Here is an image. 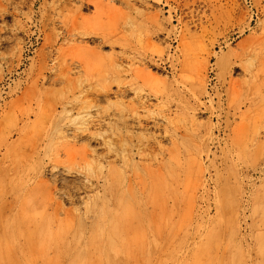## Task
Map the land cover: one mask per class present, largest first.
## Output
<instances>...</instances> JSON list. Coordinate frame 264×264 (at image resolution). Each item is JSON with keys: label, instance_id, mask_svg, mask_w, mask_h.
Instances as JSON below:
<instances>
[{"label": "rangeland", "instance_id": "1", "mask_svg": "<svg viewBox=\"0 0 264 264\" xmlns=\"http://www.w3.org/2000/svg\"><path fill=\"white\" fill-rule=\"evenodd\" d=\"M125 194L117 264L264 263V0H0V221L62 246L25 264L103 263L58 249Z\"/></svg>", "mask_w": 264, "mask_h": 264}, {"label": "bare ground", "instance_id": "2", "mask_svg": "<svg viewBox=\"0 0 264 264\" xmlns=\"http://www.w3.org/2000/svg\"><path fill=\"white\" fill-rule=\"evenodd\" d=\"M84 40V39H83ZM86 51V50H85ZM86 53V52H85ZM84 53V54H85ZM88 53H90V52H88ZM92 55V54H91ZM90 55V56H91ZM81 57H82V55H80ZM83 58H84V56H83ZM85 59V58H84ZM86 59H87V57H86ZM92 59H94V57L92 58ZM91 59V60H92ZM81 60V59H80ZM90 60V61H91ZM85 62H87V61H85ZM81 63H83V62H81ZM94 122V121H93ZM99 123V122H98ZM145 180V179H144ZM144 183H145V185H146V182L145 181H143ZM151 184V183H150ZM152 186V185H151ZM78 187V186H77ZM153 187V186H152ZM157 187V186H156ZM158 187H160V186H158ZM157 187V188H158ZM115 188V187H114ZM145 188V187H144ZM150 188V187H149ZM155 188V187H154ZM160 188H162V187H160ZM139 189V188H138ZM156 189V188H155ZM154 189V190H155ZM159 189V188H158ZM80 189H78V191H79ZM143 190V189H142ZM145 190V189H144ZM144 190H143V192H144ZM160 190V192H161V189H159ZM159 190H157L158 192H159ZM76 191V190H75ZM129 191V190H128ZM138 191V190H137ZM136 191V192H137ZM141 191V190H140ZM73 192H74V190H73ZM155 192V191H154ZM158 192H155L156 194H154V195H156V198H157V194H158ZM159 192V193H160ZM113 193H115V192H113ZM123 193V192H122ZM125 193V192H124ZM129 193V192H128ZM131 193V192H130ZM133 193V192H132ZM135 193V192H134ZM138 193V192H137ZM141 193V192H140ZM152 193V192H151ZM164 193V192H163ZM31 194V193H30ZM67 193H65V195H66ZM112 194V193H111ZM118 194V193H117ZM120 194H121V192H120ZM136 194V193H135ZM149 194V193H148ZM139 195V194H138ZM153 195V196H154ZM161 195V194H160ZM163 195V194H162ZM68 196V195H67ZM75 196H76V194H75ZM152 196V197H153ZM159 196V195H158ZM99 197V196H98ZM105 197H106V195H105ZM118 198H117V202H119V207H120V209H122L120 212L121 213H123L124 215L123 216H125V217H117V214H115V212H113V210L112 211H110L109 209H106L103 205L100 207V208H98L97 210H96V220L98 219V222L96 221V222H94V223H92V224H89V226H90V228H91V230H92V233H93V237L92 238H88V237H83V238H81V243L82 244H80V240H78V239H76V238H74L73 237V235H72V239L71 240H69L68 242H64V243H62V244H64L65 245V247L64 248H62V249H60L62 246H60L58 243L59 242H57L58 240L56 239V238H58L57 237V233L55 232V230H54V228H53V226L51 225L52 224V222H53V218H52V216H45L43 219H40L42 216V214H40L39 213V215H40V217H36V211H31V212H29L30 213V223L33 225V227H34V229L33 230H31L30 232H26V231H24L25 230V228H24V225H23V223L20 221V220H18V217H3L2 218V222L0 223V264H25V257L27 256V255H29V254H27V252L29 251L28 249H29V247H28V249H27V245L25 244V243H27V244H30V243H28L30 240H31V242L33 243V242H36V244H38L41 248H44V249H47L48 247H50V246H55V244H58L59 246H60V248L58 249V252L59 253H62V254H65V253H68V257H70L71 256V254L73 253V251H75L76 252V254H78V255H80V252H82V253H84L85 252V248H89V246H92V245H95V246H92V247H95L96 249H99V251L101 250V252L103 251V250H110V255H107V257H105L104 255L102 256V257H105V259L104 260H101L103 263H101V264H117L115 261H113V259L111 260V257H114V259H115V257H116V259H118V258H120V257H122V255H121V250H123L124 248H128V243L129 242H127V241H125L126 239H127V234H125L126 236H124V237H126V239L124 240L121 236L123 235H121L120 236V232H123L124 231V229H126V228H128V225H130L131 227V229H132V225L131 224H129L130 222H129V220L128 219H126V217H128L129 215L132 217V212H130V205H129V203H131L130 201H128V198L126 197V194L125 195H119V196H117ZM137 197V196H136ZM162 196H160V198H161ZM163 197H164V195H163ZM27 198V197H26ZM25 198V199H26ZM70 198V197H69ZM139 198V197H138ZM138 198H137V200H138ZM143 198V197H142ZM101 199V198H100ZM105 200H106V198H104ZM155 199V198H154ZM130 200V199H129ZM144 200V199H143ZM150 200V199H149ZM160 199H157V202L159 201ZM113 201V200H112ZM112 201H110V202H112ZM139 202V201H138ZM154 202V201H153ZM30 205H33L35 208H37V206L35 205V201L33 200V202H28ZM87 203H89V201L87 202ZM86 203V204H87ZM116 203V202H115ZM134 203H136V202H134ZM142 203V202H141ZM162 203H164V202H162ZM91 204V203H90ZM103 204H105V203H103ZM95 205V204H94ZM114 205V204H113ZM135 205V204H134ZM160 205H161V202H160ZM166 205V204H165ZM132 206V205H131ZM146 206H147V204H146ZM26 207V206H25ZM39 207V206H38ZM40 207H41V204H40ZM114 207V206H113ZM136 207V206H135ZM149 207V206H148ZM161 207V206H160ZM163 207H165V206H163ZM162 207V208H163ZM33 208V207H32ZM116 208V207H115ZM139 208V207H138ZM166 208V207H165ZM25 209V208H24ZM91 209V208H90ZM111 209V208H110ZM137 209V208H136ZM140 209H141V206H140ZM35 210V209H34ZM37 210V209H36ZM40 211H41V209H39ZM143 210V209H142ZM142 210H139V212L140 211H142ZM164 210V209H163ZM7 211V210H6ZM25 211V210H24ZM145 211H146V209H145ZM165 211V210H164ZM27 212H28V210H27ZM119 211H118V213H120ZM4 213V212H3ZM6 213H8V212H6ZM50 213V212H49ZM131 213V214H130ZM136 213V212H135ZM147 213V212H146ZM13 214H14V212H13ZM27 214V213H26ZM48 214V213H47ZM92 214V213H91ZM137 215H138V213H136ZM140 214V213H139ZM143 214V213H142ZM6 215V214H5ZM4 215V216H5ZM121 215V214H120ZM119 215V216H120ZM16 216H17V214H16ZM53 216H55L54 214H53ZM139 216V215H138ZM142 216V219L144 218L143 216L144 215H141ZM28 217V216H27ZM57 217V216H56ZM81 217H83V216H81ZM80 217V218H81ZM78 218V217H77ZM92 218V217H91ZM135 218V217H134ZM140 218V217H139ZM94 219V218H93ZM74 220V219H73ZM84 220V219H83ZM138 220V219H137ZM139 220H141V219H139ZM59 221V220H58ZM68 221V220H67ZM136 221V220H135ZM148 221H149V219H148ZM63 222V221H62ZM62 222L60 223V224H62ZM71 222H73V221H71ZM79 222V225H81L82 226V221L81 220H79V221H77V223ZM91 222V221H90ZM144 222H146V221H144ZM81 223V224H80ZM133 223H134V221H133ZM137 223V222H136ZM134 224V226H138V224H139V227L138 228H140V221L138 222V224ZM143 223V222H142ZM149 223V222H148ZM73 224V223H72ZM75 224H76V221H75ZM98 226V227H96V225ZM102 224V225H101ZM144 224V223H143ZM142 224V225H143ZM55 225H56V223H55ZM146 225H148V224H146ZM86 226V225H85ZM56 227V226H55ZM61 227V226H60ZM59 227V228H60ZM75 227V226H74ZM78 228H79V226H78ZM90 228H88L87 227V229L89 230ZM135 228V227H134ZM144 228H145V226H144ZM143 228V229H144ZM150 228V227H149ZM61 229V231H65L64 232V234L65 233H68L69 235H71L72 234V230H71V228H69V227H61L60 228ZM130 229V230H131ZM141 229H142V227H141ZM58 230V229H57ZM91 230H90V233H91ZM127 230H129V229H127ZM135 230V229H134ZM134 230H131V232H134V233H136V231L138 232V230H137V228H136V231H134ZM145 230V229H144ZM79 232H80V230H79ZM84 231H82V233H83ZM125 232V231H124ZM148 232V231H147ZM134 233H131V234H133V238H134ZM89 234V233H88ZM140 234V233H139ZM141 235V234H140ZM140 235H138V236H140ZM59 236V235H58ZM84 236H85V234H84ZM89 236V235H88ZM90 236H92V235H90ZM131 236V235H130ZM129 236V237H130ZM137 237V236H136ZM62 238V237H61ZM66 238V237H65ZM132 238V239H133ZM60 239V238H59ZM63 239V238H62ZM138 239H140L139 237H138ZM138 239L136 240V241H138ZM68 240V239H67ZM66 240V241H67ZM135 240V239H134ZM10 242V244L15 248V252H12L14 255H12V253H10V250L8 251V246L7 247H5V245L6 244H8ZM31 243V244H32ZM132 243V242H131ZM133 243H134V241H133ZM136 243H138V242H136ZM136 243H135V245H136ZM35 245V244H34ZM31 246V245H30ZM132 246V245H131ZM32 247V246H31ZM53 247H51V248H53ZM56 247V246H55ZM264 247V246H263ZM139 249H140V247H139ZM142 249V248H141ZM87 250V249H86ZM91 250V249H90ZM90 250L88 251V254H89V252H90ZM129 250V249H128ZM264 249H262V251H263ZM31 251H33V250H31ZM30 251V252H31ZM36 251H37V248H36ZM129 251H131V250H129ZM29 252V253H30ZM92 252V251H91ZM94 252H97V251H95L94 250ZM100 252V253H101ZM106 252V251H105ZM105 252H102V253H105ZM124 252V251H123ZM122 252V253H123ZM134 252V251H133ZM139 252V251H138ZM137 252V253H138ZM41 253V252H40ZM101 253V254H102ZM131 253V252H130ZM32 254V253H31ZM30 254V255H31ZM85 254V253H84ZM91 254H94V253H91ZM61 255V254H60ZM83 255V254H82ZM81 255V256H82ZM86 255V254H85ZM94 255H96V253L94 254ZM32 256V255H31ZM33 256H34V254H33ZM38 256V255H37ZM51 255H49V259L51 258L50 257ZM65 256V255H64ZM84 256V255H83ZM99 256V255H98ZM101 256V255H100ZM100 256H99V258H100ZM125 256V255H124ZM123 256V257H124ZM44 257H45V255H44ZM86 257H87V255H86ZM92 257V256H91ZM91 257H89V258H91ZM97 257V256H96ZM131 257V256H130ZM81 258V257H80ZM88 258V259H89ZM98 258V259H99ZM129 258V257H128ZM27 259V258H26ZM44 259V258H43ZM78 259H79V257H78ZM121 259V258H120ZM38 260V259H37ZM36 260V261H37ZM52 260V259H51ZM50 260V261H51ZM90 260V259H89ZM88 260V261H89ZM123 260V259H122ZM129 259H126V261L128 262V263H125V264H129V261H128ZM49 261V262H50ZM53 261V260H52ZM81 261V260H80ZM99 262H100V260H98ZM30 262V261H29ZM81 262H83V261H81ZM80 262V263H81ZM27 263V262H26ZM38 263V262H37ZM79 263V264H80ZM98 263V262H97ZM44 264H46L45 262H44ZM87 264V263H86ZM90 264V263H89ZM122 264H124V263H122ZM146 264V263H145ZM258 264H264V263H258Z\"/></svg>", "mask_w": 264, "mask_h": 264}]
</instances>
